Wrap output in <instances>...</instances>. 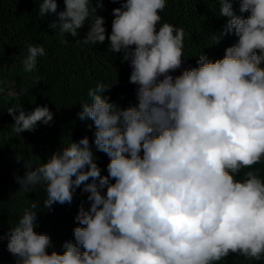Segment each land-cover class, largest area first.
I'll list each match as a JSON object with an SVG mask.
<instances>
[{
	"label": "clouds",
	"instance_id": "1",
	"mask_svg": "<svg viewBox=\"0 0 264 264\" xmlns=\"http://www.w3.org/2000/svg\"><path fill=\"white\" fill-rule=\"evenodd\" d=\"M110 2L121 5L112 10L110 34L95 15L102 0L91 10L90 0H64L59 13L57 0H43L39 9L42 18L57 13L49 27L73 37L94 14L83 42L107 40L129 62L137 103L119 107L98 82L78 113L93 122V143L110 158L108 175L85 136L16 177L25 192L45 187V209L71 204L82 185L88 195L75 217V242H64L63 254L48 253L51 239L34 231L37 214L29 210L10 228L7 250L17 264H217L230 253L261 260L264 179L253 166L264 162V0H239L247 18L235 14L234 0H219L220 16L228 18L221 36L235 34L237 43L220 59L200 55L196 67L175 77L185 32L167 22L157 30L166 0ZM221 36L214 35L216 44ZM45 55L43 46L29 45L24 71ZM8 113L17 134L53 120L47 106ZM243 169L252 170L237 180Z\"/></svg>",
	"mask_w": 264,
	"mask_h": 264
},
{
	"label": "trees",
	"instance_id": "2",
	"mask_svg": "<svg viewBox=\"0 0 264 264\" xmlns=\"http://www.w3.org/2000/svg\"><path fill=\"white\" fill-rule=\"evenodd\" d=\"M43 0H0V264H17V257L7 250L8 233L26 210L35 211L37 234H46L51 239L48 253L63 254L62 245L74 241L73 229L79 226L75 220L81 201H87V193L76 189L71 204H54L45 209L47 193L43 185L25 192L16 177H23L26 171L36 169L46 163L51 155L72 142L88 137L95 162L101 175L107 176L109 157L97 151L94 141L95 127L91 120H80L78 113L81 103H91L89 89L98 82L109 90L102 93L110 102L121 108L135 105L137 85L129 83L131 68L123 60L122 53H113L106 40L103 44H85L88 27L95 15L105 18L107 34L111 33L112 10L120 3L102 0L103 7L97 8L78 29V35L61 33L59 27L49 25L56 21L60 11L65 9L64 0H57V13L39 15ZM97 0H90V10L96 7ZM239 0H234L236 15L241 14ZM161 21L157 30L167 22L185 32L183 64L181 69L170 73L174 77L184 69L197 66V58L205 54L211 60L223 58L225 49L237 43L235 34L221 36L227 17L220 16L219 0H166L165 9L159 13ZM214 35L221 36L216 44ZM80 40V43H76ZM66 41V42H64ZM43 46L46 55L37 58L32 72H25L22 61L28 55V46ZM22 106L26 112L37 106H47L53 113L50 124L38 122L34 130L17 134L13 115L9 108ZM19 111L15 112L18 115ZM21 160H17V156ZM264 179V162L253 166ZM243 169L235 178L242 180ZM91 182V180L89 181ZM114 183L113 180H110ZM106 191V189H105ZM37 207L32 209V204ZM85 207L88 204L85 203ZM217 264H264V257L257 261L239 254L230 253Z\"/></svg>",
	"mask_w": 264,
	"mask_h": 264
}]
</instances>
